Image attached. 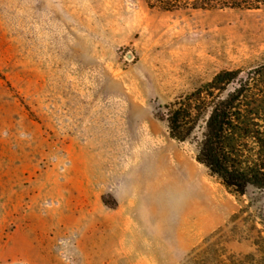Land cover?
Masks as SVG:
<instances>
[{
	"label": "rangeland",
	"instance_id": "rangeland-1",
	"mask_svg": "<svg viewBox=\"0 0 264 264\" xmlns=\"http://www.w3.org/2000/svg\"><path fill=\"white\" fill-rule=\"evenodd\" d=\"M211 1L0 0V264H264V190L197 161L213 79L264 68V4Z\"/></svg>",
	"mask_w": 264,
	"mask_h": 264
},
{
	"label": "trees",
	"instance_id": "trees-1",
	"mask_svg": "<svg viewBox=\"0 0 264 264\" xmlns=\"http://www.w3.org/2000/svg\"><path fill=\"white\" fill-rule=\"evenodd\" d=\"M216 6L229 9H260L264 0H213ZM264 77V68L243 73L241 71H223L216 75L210 88L218 91L210 95L209 101L198 109L203 117L201 136L198 143L197 161L205 165L210 172L219 177L224 185L242 196H253L264 190V149L255 164L248 169L238 163L234 157L237 154V143L242 133L249 132L250 121L256 119L258 136L264 137V108L259 114L252 113L258 98H264L260 91L261 83L257 79ZM263 95H260V93ZM166 119L170 135L173 139L186 142L194 134L195 122L192 124V113L188 108L175 106L166 108ZM258 116V117H257ZM263 124V125H262ZM262 140V139H261ZM264 140H262V143Z\"/></svg>",
	"mask_w": 264,
	"mask_h": 264
}]
</instances>
